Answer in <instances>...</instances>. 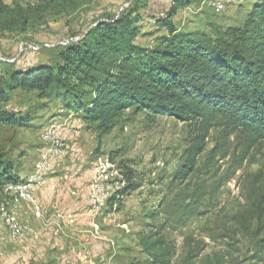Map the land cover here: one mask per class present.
I'll return each instance as SVG.
<instances>
[{"label":"trees","instance_id":"trees-1","mask_svg":"<svg viewBox=\"0 0 264 264\" xmlns=\"http://www.w3.org/2000/svg\"><path fill=\"white\" fill-rule=\"evenodd\" d=\"M86 1L23 4L13 0L9 5L0 0V32H25L30 24L78 11ZM190 1L167 4L166 17L156 23L167 33L152 46L136 42L143 20L141 9L147 2L135 0L119 16L104 14L87 26L79 39L55 46L50 62L30 66L5 63L0 72V137L3 127H29L37 110L49 102L57 103L60 111L78 117L100 135L109 133L126 111L134 116L166 115L197 125L194 143L173 182L194 173L206 140L217 126L221 134L213 154L225 149L232 134H244L241 166L251 149L264 144V0L255 3L241 25L214 26L209 31H187L174 24L173 16ZM16 93H36L42 102L27 111L22 106L10 108ZM16 167L0 142V193L7 184L24 180ZM249 182L253 193L248 214L241 217L242 226L252 231L256 225L264 232V168ZM205 195L202 186L186 185L168 207L178 221H185L201 215ZM164 226L139 233L140 245L156 264H170L176 253L174 243L161 232Z\"/></svg>","mask_w":264,"mask_h":264},{"label":"rangeland","instance_id":"rangeland-1","mask_svg":"<svg viewBox=\"0 0 264 264\" xmlns=\"http://www.w3.org/2000/svg\"><path fill=\"white\" fill-rule=\"evenodd\" d=\"M3 1L13 4V0ZM21 1L23 4H35L39 0ZM134 1L87 0L78 11L30 24L25 32H0V56L5 58L0 60V72L8 62L30 66L52 61L55 46L79 38L87 26L104 14L119 16ZM199 1L191 0L189 6L176 12L172 20L178 28L209 31L214 26L241 25L255 3L263 0H248L242 6L230 7L222 13L202 7ZM146 2V8L141 9L143 20L136 42L152 46L167 30L147 19L153 16L150 13L165 11L168 3L164 0ZM31 46H39V49L33 50ZM42 47L48 49L40 50ZM38 102L42 101L36 93H16L10 108L22 106L27 107V111ZM54 116L60 117L53 121ZM52 124L80 131L79 135L68 137L71 156L61 162L76 164L94 173L98 159L109 158L113 165L109 170L114 174L110 184L124 181L123 188L112 195L101 212H91L97 216L93 228L103 237L99 240L106 248L111 247L105 249L104 254L95 255L98 261L156 264L140 245L139 233L155 230L164 223L161 232L176 248L170 264H264V232L257 230L256 225H253L252 231L244 230L241 218L248 214L253 193L249 181L254 173L264 168V144L251 149L249 158L239 166V154L245 146L244 134H232L226 140L225 149L213 154L221 134V127L217 126L207 138L204 152L198 157L190 179L173 182L194 143L196 124L184 123L166 115L152 117L139 113L134 116L126 111L109 133L100 135L78 117L60 111L57 103L49 102L47 107L37 110L29 127L2 129L0 142L16 161L22 178L45 151L42 133ZM186 185L190 188L200 185L206 189L205 207L200 209L203 210L201 215L178 221L168 205ZM127 186L131 188L122 192ZM25 208L29 211L33 209L28 201L22 203L21 211ZM88 209L90 212L89 203ZM37 239L29 240L35 242ZM23 241L12 240L7 229L0 225V263L27 264L31 257L35 258L34 252L28 255L25 251L21 253L22 248L18 244ZM31 263L43 264L41 260H32Z\"/></svg>","mask_w":264,"mask_h":264},{"label":"crops","instance_id":"crops-1","mask_svg":"<svg viewBox=\"0 0 264 264\" xmlns=\"http://www.w3.org/2000/svg\"><path fill=\"white\" fill-rule=\"evenodd\" d=\"M59 117L54 116L52 120H58ZM69 159L65 158L63 161ZM61 161H56L52 173L33 190L42 207L43 218L37 219L33 209L29 211L25 208L21 211L22 205L21 207L11 205L15 216L22 222L32 224L39 233V239L35 242L29 238L18 244L22 248L21 253L24 251L27 255L35 253L36 257L33 259L31 257L27 264H32V260L35 262L41 260L43 264H110L108 261H98L96 257L111 247L106 248L103 241L99 240L103 237L93 228L97 216L88 209L87 195L93 171ZM32 171L33 168L23 179ZM67 214L73 216V223L59 217ZM97 219L99 220V217ZM57 224H60L59 230Z\"/></svg>","mask_w":264,"mask_h":264},{"label":"built area","instance_id":"built-area-1","mask_svg":"<svg viewBox=\"0 0 264 264\" xmlns=\"http://www.w3.org/2000/svg\"><path fill=\"white\" fill-rule=\"evenodd\" d=\"M164 1L168 4L171 3V0ZM247 1L248 0H203L201 5L213 12L222 13L227 11L230 7L243 5ZM166 15V11H160L147 20L150 23H157L159 18H164ZM31 49L38 50L39 46H31ZM0 60H5V58L0 56ZM79 133V130L73 128L68 129L65 128V125L61 124H52L45 128L42 133V139L46 145V149L34 164L32 173L23 181L15 184H7L3 188L0 193V225L7 229L10 237L14 241H23L29 238L37 239L39 238V233L32 224L20 221L11 210V205L14 207H21L24 201H28L33 207L34 216L37 219L43 218L42 207L37 197L33 194V190L37 185L42 184L46 177L51 174L54 161L63 160L71 156L67 143L68 137L79 135ZM112 166L109 158H99L97 161L91 188L87 195L90 212L96 214L101 212L102 209L106 207L112 195L117 190L123 188L124 181L110 184V180L113 182L112 177L114 176L109 170ZM59 217L65 218L69 223H73L74 221L71 214L59 215ZM57 229H60V224H57Z\"/></svg>","mask_w":264,"mask_h":264},{"label":"water","instance_id":"water-1","mask_svg":"<svg viewBox=\"0 0 264 264\" xmlns=\"http://www.w3.org/2000/svg\"><path fill=\"white\" fill-rule=\"evenodd\" d=\"M76 39H79V38H76Z\"/></svg>","mask_w":264,"mask_h":264}]
</instances>
